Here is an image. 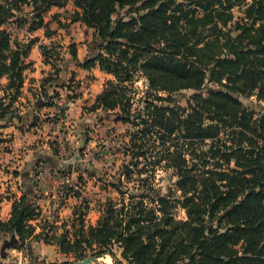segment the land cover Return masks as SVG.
Segmentation results:
<instances>
[{"label": "trees", "instance_id": "16d2710c", "mask_svg": "<svg viewBox=\"0 0 264 264\" xmlns=\"http://www.w3.org/2000/svg\"><path fill=\"white\" fill-rule=\"evenodd\" d=\"M71 1V20L94 29L98 43L79 65L112 77L89 110L118 108L117 119L131 124L128 161L95 224L75 210L58 233L36 222L41 208L29 195L12 198L0 218L4 245L34 238L76 259L109 254L117 264H264V112L243 101H264V0ZM66 2L0 0V127L20 113L36 42L19 41L7 25L50 36L43 14ZM24 6L29 13L18 16ZM126 7L130 15L115 16ZM53 75L41 81L45 95ZM140 77L149 91L134 106ZM181 90L194 91L186 106L173 97ZM159 170L174 177L166 193L154 184Z\"/></svg>", "mask_w": 264, "mask_h": 264}, {"label": "rangeland", "instance_id": "374dc122", "mask_svg": "<svg viewBox=\"0 0 264 264\" xmlns=\"http://www.w3.org/2000/svg\"><path fill=\"white\" fill-rule=\"evenodd\" d=\"M29 10L24 6L17 15L24 16ZM75 10L72 1L67 0L65 6L52 7L43 14L48 30L53 32L50 36L45 35L44 28L28 32L26 26L17 29L13 23L7 25L19 41L36 42L27 58L32 65L25 71L20 113L0 127V218H8L7 202L20 195L21 181L26 177L32 183L29 188H33L29 198L41 208L36 222L54 223L58 233L68 228L75 210L83 214L85 226L95 224L101 204L118 196L108 184L119 176L122 165L128 161L124 145L132 130L131 124L117 119L118 108L111 112L89 110L108 77L96 76L92 68L79 65L85 57L98 52V43L94 29L71 20ZM238 14L234 11L235 16ZM128 15V7L115 14L124 18ZM71 47L76 50L75 57ZM52 73L55 81L45 86V95L39 88L41 83L37 86L40 79L37 81L38 77L32 74L43 75V79ZM96 80L103 81L101 88L95 85ZM131 91L134 106H139V99L149 91L148 81L137 78ZM193 92L181 90L175 94L176 104L186 106ZM243 101L264 112V101ZM33 106L39 110L27 118L26 111ZM19 117L23 119L18 121ZM173 180L171 171L159 170L154 184L160 193H166ZM132 186L130 182L125 187L133 191ZM177 213L184 217L182 210ZM6 240L9 235L0 234V264H63L83 259L61 253L55 244L34 238L19 247L4 245ZM99 261L116 264L107 254L99 256ZM122 263L127 264L124 260Z\"/></svg>", "mask_w": 264, "mask_h": 264}, {"label": "crops", "instance_id": "0c3cea01", "mask_svg": "<svg viewBox=\"0 0 264 264\" xmlns=\"http://www.w3.org/2000/svg\"><path fill=\"white\" fill-rule=\"evenodd\" d=\"M92 70L94 71V73L96 74V76H98V75H104L105 77L107 76L108 77V79L109 78H111V75H109V74H107V73H105V72H103V71H101L99 68H98V65H95L93 68H92ZM32 77H38L37 78V81L39 82L38 84H37V86L41 83V79H42V77H43V75H40V76H36L35 74H32ZM96 83H95V85H97V86H99L100 88H101V86H102V82L103 81H95ZM24 85H25V82H24ZM40 88V87H39ZM23 89H24V87H23ZM100 89L98 88V90H97V92H95V93H98V91H99ZM39 110V108H36L35 106H33L32 108H28L27 109V111H26V117L27 118H29L30 117V115L34 112V113H36L37 111ZM23 118H21L20 119V117H19V120L18 121H20V120H22ZM21 183H22V185H21V189H20V194H26V195H29V196H31L32 195V191H33V188L31 187V189L29 188L30 186H32V183H29V181H28V179L26 178V177H23L22 178V181H21ZM8 204H7V207H8V212H9V209H10V206H11V202H7Z\"/></svg>", "mask_w": 264, "mask_h": 264}, {"label": "water", "instance_id": "95a60500", "mask_svg": "<svg viewBox=\"0 0 264 264\" xmlns=\"http://www.w3.org/2000/svg\"><path fill=\"white\" fill-rule=\"evenodd\" d=\"M107 255L110 256L109 254H107ZM110 257L115 262L114 258L112 256H110ZM63 264H105V263H102L99 261V256L89 255L80 261L68 262V263H63Z\"/></svg>", "mask_w": 264, "mask_h": 264}, {"label": "bare ground", "instance_id": "6f19581e", "mask_svg": "<svg viewBox=\"0 0 264 264\" xmlns=\"http://www.w3.org/2000/svg\"><path fill=\"white\" fill-rule=\"evenodd\" d=\"M108 261V259L105 260V262ZM107 263V262H106Z\"/></svg>", "mask_w": 264, "mask_h": 264}]
</instances>
